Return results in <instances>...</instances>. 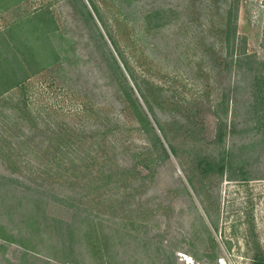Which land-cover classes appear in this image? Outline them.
Returning a JSON list of instances; mask_svg holds the SVG:
<instances>
[{"label":"rangeland","instance_id":"1","mask_svg":"<svg viewBox=\"0 0 264 264\" xmlns=\"http://www.w3.org/2000/svg\"><path fill=\"white\" fill-rule=\"evenodd\" d=\"M231 1L96 0L155 115L95 13L142 108L128 100L130 89L74 1L25 0L0 12L3 30L49 5L60 55L43 56L45 68L0 97V222L26 239L40 227L33 250L0 238V264H259L264 108L236 101L250 79L225 60ZM159 9L169 23L148 31L146 13ZM237 24L248 51L264 60V0H239ZM142 111L168 155L140 122ZM220 123H227L223 140ZM222 159L224 173L216 165ZM79 205L109 233V254L88 253L78 233L66 258L68 225L90 228L74 214Z\"/></svg>","mask_w":264,"mask_h":264},{"label":"trees","instance_id":"2","mask_svg":"<svg viewBox=\"0 0 264 264\" xmlns=\"http://www.w3.org/2000/svg\"><path fill=\"white\" fill-rule=\"evenodd\" d=\"M24 1L25 0H0V12ZM70 1L75 2L73 3V6H80L83 8L84 13L87 15V19L91 20L95 25L100 39L102 40L103 46L106 47L108 56L111 58L114 69L118 70V73L124 80H122L123 83H126L127 85L125 86H128L130 89L128 100L138 105V108L139 106L141 107L138 99L133 96V90L129 86V82L126 78L124 70L113 52L114 48L117 51V54L119 55L126 70L137 84L141 95L145 99V102L147 103L151 113L155 115L152 102L150 101L147 93H145L142 88L143 83L142 81H139L138 77L136 76L128 56L125 54L123 48L118 42L114 28L110 25L109 21L105 19L100 5H98L96 0ZM89 5H91L92 10L89 8ZM228 5L229 6L227 9L224 10L225 21L224 27L222 28L226 50L225 60L229 62L230 65H235L236 69L245 74V76H248L249 78L246 77L247 79H250V84L246 87V90H248L247 96H245V98L243 97V102L241 100L239 101V99L236 101L239 104L250 103L251 107L255 108L256 110H261L264 108V60L260 59L257 54L250 53L247 48L246 39H240L238 37L237 19L239 14V0H232ZM94 13L101 22L102 27L104 28L105 33L111 42V46L113 45L114 48L109 46L102 28H100L97 23ZM166 15L167 11L163 9L146 13L145 27L148 29V31L151 29L160 30L162 25H167L169 23V19H165ZM24 26L27 28L24 29ZM21 28L22 30H20ZM56 28L57 19L49 5H46L30 13L25 20L15 21L8 25L5 29L0 30V97H2L8 91L23 85L28 79L45 68L46 65L42 61L43 56L53 59L54 61L58 60L60 55L58 51L54 49L51 42L52 34ZM47 63L50 64V61ZM224 100L230 104L231 97L229 92L226 93ZM141 113L142 117H140V122L142 123V121H146V123L150 125V128L154 130L148 115L143 111ZM226 127L227 123L226 125L220 123L216 134L218 139L223 140L226 134ZM156 136L157 140L162 145L164 152L168 155V151L157 133ZM62 159H64V157H62ZM78 164V162L72 163V166L75 167V170ZM216 165L221 173H224L227 169V163L223 159L216 163ZM88 166L89 164L83 165V171L79 170L78 172L84 174V171L89 170ZM74 174H76V172ZM68 180L73 179L68 178ZM15 208H11L10 210L14 211V214H17L18 212L15 211ZM19 214H23L25 217L26 212L21 209ZM74 214L79 216L84 214L85 216H81L83 218L81 223L83 221H87L90 228L85 230L83 224H81V226L78 225L80 228H76L78 226L68 225L66 230L68 234L67 236L69 238V245L68 249L65 251L66 258H69L71 254H74L75 252V244L81 239L75 240L78 233L82 234V245H84L88 253L100 254L101 256L107 253L109 254V233L104 231V227L103 230L101 228L98 229L97 225L95 224V218L87 213L85 208H81L80 205L76 207ZM36 220L37 218H34L35 225H37ZM53 225L56 227V229L61 231V221L54 218ZM38 226H36L33 231L29 232L30 237H27L26 239V234L18 235L13 227H9L4 222H0V238L6 242L21 244L27 249V251L33 250L36 247V244L34 243V230L36 228H40ZM19 232L21 231H18V233ZM259 264H264V257L259 260Z\"/></svg>","mask_w":264,"mask_h":264}]
</instances>
